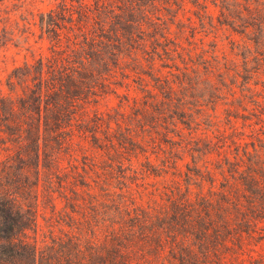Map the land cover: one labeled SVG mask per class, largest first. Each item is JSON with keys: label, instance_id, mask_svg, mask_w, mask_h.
I'll return each instance as SVG.
<instances>
[{"label": "trees", "instance_id": "1", "mask_svg": "<svg viewBox=\"0 0 264 264\" xmlns=\"http://www.w3.org/2000/svg\"><path fill=\"white\" fill-rule=\"evenodd\" d=\"M38 16L52 54L14 67L10 93L0 92V264H210V255L225 264L228 253L243 255L264 220V0H59ZM222 29L231 56L220 59L211 43L178 90L145 69L162 61L179 70L177 59L192 57L184 43ZM132 74L144 93L133 98L141 134L123 127L120 111L86 108L107 90L129 103L109 78L124 84ZM76 137L102 160L75 163ZM187 156L186 191L177 182L143 201L142 175L175 176Z\"/></svg>", "mask_w": 264, "mask_h": 264}, {"label": "rangeland", "instance_id": "2", "mask_svg": "<svg viewBox=\"0 0 264 264\" xmlns=\"http://www.w3.org/2000/svg\"><path fill=\"white\" fill-rule=\"evenodd\" d=\"M58 2L59 0H0V92L5 94L10 93L8 87L6 86V80L14 67L21 66L26 61L33 63L35 59L39 58L40 56L52 54L51 47L54 41H50L48 38H46V36L43 38L41 37L37 20L40 11L49 10L51 7H56ZM210 10L214 15L217 14V10L214 7H211ZM187 15L190 16L191 13H187ZM228 33L229 31L226 29L218 30L216 31V34H214V31H212L208 35H206L205 32H200L197 36L196 43L191 47L188 46L187 43H184L186 49H182L181 51L184 52V54L190 53L192 57L190 58V56L184 55L183 62L182 60L177 59V64L180 67L179 70H176L175 67L170 68L162 66V61H157L156 64L151 68L146 66L145 69L150 71V73L153 75H159L162 76V78H168L170 83L173 84L175 89L178 90L179 81L185 79L186 72H189L188 75L194 76L192 67H202H198L196 63L201 59L203 51L204 55L207 57L212 55L214 47L211 45V43L217 42L218 46L216 47V54H218L220 59H222L225 54L231 56L230 43L229 39L227 38ZM215 35H218V37H215ZM201 40L204 41L203 44H201ZM169 62L173 64V61L170 60ZM201 70L203 69L201 68ZM137 78L138 77L136 75L132 74L128 80L129 82L123 84V77L120 75H112L109 80L115 81L116 83L118 81L123 85L119 86L117 84H112V87H115L117 89V93L120 95H129L130 102H126L123 106H121V98L111 92V90H107V93L102 94L99 102L86 105L88 112L90 114H94L95 111L105 113L109 112L114 115L116 111H120L127 116L125 121L122 122L123 127H130L132 134H141L142 132L139 130L138 122H136L132 117L134 112L133 98H142L144 95ZM133 79L136 81L134 82ZM153 83V81H150L149 88L155 92H158V90L151 85ZM138 105L140 106L139 103ZM149 114L150 113L148 112V115ZM108 123L109 119H107L106 125H104V128L101 130V132H99L101 137L104 136ZM111 127V133L117 131V125L113 121L111 122ZM135 138L138 140L140 139L139 137ZM175 138L178 139V136H175ZM72 148L74 149V157L78 159L75 161V163H80V165L82 162V155L84 154L92 156V159H94L96 162H100L103 158L98 152L95 151V149L91 147L90 141L88 140H81L80 138L76 137L75 144ZM229 153L232 152L229 151ZM178 155L182 157L184 152L180 151ZM208 158V166L214 170V164L215 160L217 159V155H209ZM70 159L73 160L71 157H67L63 163L68 165V161ZM150 159L155 166L161 167L159 166L160 161L157 160L156 155L151 154V152ZM138 161L145 162L147 160L144 155L140 154ZM187 163H189L191 166L195 165L189 156H187V158L184 160H179V166L177 167L178 172L175 174V176L171 175L172 170H170V173L168 174L167 171H161V176H156L154 174L142 175L140 183H145L146 185V194L142 196L143 201H157L160 197L159 190H163V186H175L177 185V182H180L181 186L183 187L182 190L185 192L187 189V184L189 183L184 180V173L187 171ZM201 163L203 162L197 161V164L200 167L202 166ZM202 169L207 170L206 167H203ZM211 174L215 177H220L218 172L212 171ZM156 187H158L159 190H155ZM191 188L193 189V193L199 191L195 184H192ZM207 189L208 184L206 185L204 191H207ZM139 199L140 198L138 197V200ZM42 213L46 215L47 211L43 209ZM40 221L43 227V231L39 235L41 238L43 232L48 230V226L46 221L41 217ZM259 227V233L256 234L255 238L244 245L246 248L243 255L236 259L233 258L231 253H228V258L224 262L225 264H264V220L259 222ZM249 252L251 253L252 257L249 256ZM216 260L217 258L215 256L210 255V264H216Z\"/></svg>", "mask_w": 264, "mask_h": 264}]
</instances>
